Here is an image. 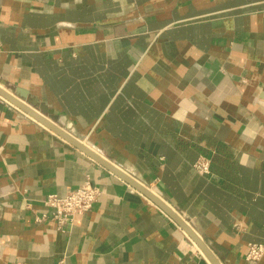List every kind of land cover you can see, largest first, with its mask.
<instances>
[{
	"label": "crops",
	"instance_id": "1",
	"mask_svg": "<svg viewBox=\"0 0 264 264\" xmlns=\"http://www.w3.org/2000/svg\"><path fill=\"white\" fill-rule=\"evenodd\" d=\"M0 52L2 88L144 184L221 264H264L246 259L264 244V0H0ZM88 181L99 201L59 230L44 199ZM0 264L210 262L144 193L0 95Z\"/></svg>",
	"mask_w": 264,
	"mask_h": 264
},
{
	"label": "built area",
	"instance_id": "2",
	"mask_svg": "<svg viewBox=\"0 0 264 264\" xmlns=\"http://www.w3.org/2000/svg\"><path fill=\"white\" fill-rule=\"evenodd\" d=\"M194 168L202 175L211 174V162L207 158H200L194 164ZM101 195V189L88 181L79 188L68 191L64 196L57 194L48 195L43 203L45 207L50 209L51 217L56 221L58 229L66 231L73 224L76 215L84 214L92 210ZM48 217V215H44L38 217L36 221L43 222ZM263 257V243H250L248 245L247 261L257 263Z\"/></svg>",
	"mask_w": 264,
	"mask_h": 264
},
{
	"label": "water",
	"instance_id": "3",
	"mask_svg": "<svg viewBox=\"0 0 264 264\" xmlns=\"http://www.w3.org/2000/svg\"><path fill=\"white\" fill-rule=\"evenodd\" d=\"M0 95H2L5 99L11 101L14 105L28 113L30 116L34 117L36 120L50 128L52 131L63 137L66 141L71 143L72 145L78 147L96 161L113 171L114 173L118 174L122 177L125 181H127L130 185L144 193L149 199L154 201L159 207H161L164 211H166L169 215H171L190 235V237L197 243V245L201 248L204 255L210 262V264H221L210 248L204 243V241L194 232V230L188 225V223L183 220L172 208H170L162 199L157 197L153 192H151L144 184L140 183L138 180L134 179L127 173L123 172L118 167L112 165L101 156L96 154L93 150L89 147L84 145L82 142L77 140L75 137L64 131L60 126H58L54 121L57 120L55 117L53 121L46 119L43 115L38 113L33 107L28 106L27 104L23 103L19 99H17L14 95L6 91L4 88L0 86ZM33 106H36V103L32 102Z\"/></svg>",
	"mask_w": 264,
	"mask_h": 264
}]
</instances>
